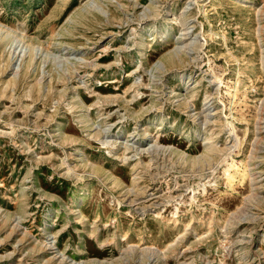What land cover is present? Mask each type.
Returning <instances> with one entry per match:
<instances>
[{"label":"rangeland","instance_id":"obj_1","mask_svg":"<svg viewBox=\"0 0 264 264\" xmlns=\"http://www.w3.org/2000/svg\"><path fill=\"white\" fill-rule=\"evenodd\" d=\"M0 264H264V0H0Z\"/></svg>","mask_w":264,"mask_h":264},{"label":"bare ground","instance_id":"obj_2","mask_svg":"<svg viewBox=\"0 0 264 264\" xmlns=\"http://www.w3.org/2000/svg\"><path fill=\"white\" fill-rule=\"evenodd\" d=\"M144 34H142V36H143ZM173 57L170 55L169 56V59L171 60V61H173V59H172ZM177 58V57H176ZM178 60V59H177ZM230 165H233V161H231L230 163H229Z\"/></svg>","mask_w":264,"mask_h":264}]
</instances>
